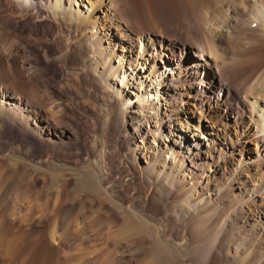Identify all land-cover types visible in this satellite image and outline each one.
Here are the masks:
<instances>
[{
	"label": "bare ground",
	"instance_id": "obj_1",
	"mask_svg": "<svg viewBox=\"0 0 264 264\" xmlns=\"http://www.w3.org/2000/svg\"><path fill=\"white\" fill-rule=\"evenodd\" d=\"M170 3L166 17L156 15L159 10L151 3L147 13L155 22L148 27L129 0H0V117L20 130L53 132L56 125L40 106L42 96L14 95L16 81L8 76H21L48 94L52 78L41 66L42 56L64 61L73 40H79L93 68L104 64L99 74L105 84V74L114 80L120 76L122 84L135 80L139 90L149 86L153 98L163 101L155 105L139 92L124 105L130 114V156L150 159L140 172L149 185L143 202L150 206L131 202L132 211L119 219L90 218L94 233L105 227L106 239L141 253L135 264H183V256L192 264H264V55L244 65L252 59L251 46L264 47V0ZM25 21L23 31L6 26ZM240 21L251 28L256 23L252 31L263 43L252 40L246 46L235 35ZM175 27L183 39L171 37ZM32 36L38 39L37 52L28 41ZM43 37L54 49L40 41ZM136 42L143 43L144 53L132 52ZM162 60L165 65L159 64ZM200 70L205 78L198 77ZM228 77L235 83L226 82ZM235 98L243 106L232 107ZM146 119L155 121L154 128L145 130ZM157 207L163 209L160 217ZM71 211V205L62 208L53 221L51 243L66 247L78 241L84 228L73 218L62 219Z\"/></svg>",
	"mask_w": 264,
	"mask_h": 264
},
{
	"label": "rangeland",
	"instance_id": "obj_2",
	"mask_svg": "<svg viewBox=\"0 0 264 264\" xmlns=\"http://www.w3.org/2000/svg\"><path fill=\"white\" fill-rule=\"evenodd\" d=\"M129 1L148 27L155 22L154 17L147 13L151 3L156 5L155 10H159L156 15L160 17L168 16L164 8L171 6V0ZM26 24L25 21L16 27L13 22H7L6 26L13 31H23L27 29ZM255 27L256 23H253L252 28ZM252 28L241 21L235 26V35L246 46L252 40L263 43ZM180 29L175 27V30H170L171 37L183 39ZM37 40L35 36L28 40L33 44L34 52L39 51L34 45ZM40 41L54 49L49 38L43 37ZM73 41L74 48L64 61L42 56L41 66L52 78L48 94L42 95L43 88L29 86L21 76H8L16 81L12 85L14 95L33 93L42 96L40 106L56 127L52 134L45 133V130L42 135L31 127L17 129L0 117V219L4 218L0 223V264H135V259L141 254L118 247L112 240L106 239L105 227L100 234L94 233L88 219L106 215L119 219L132 211L129 207L131 202L139 208L150 206L151 202H143L149 185L140 179L141 168L149 164L150 159L130 156V114L124 113V105L127 98L135 99L139 92L141 98H148L155 105L163 101L153 98L149 86H142L139 90L135 80L122 84L120 76L114 80L105 74V84L99 74V68L104 64L99 62L98 69L93 68L94 64L81 50L79 40ZM101 46L105 48L106 43L102 42ZM131 50L135 54L144 53L145 46L136 42ZM249 53L252 59L244 64L248 66L262 60L264 47L251 46ZM228 57L225 60L229 61ZM116 62L117 58H114L112 63ZM159 64L165 65V61ZM138 71H143V65ZM206 75L203 70L198 73V77L205 78ZM6 76L2 77L5 83ZM226 82L235 83L232 77H228ZM212 83H216V80L212 79ZM195 87L197 90L207 88L202 85ZM212 92L215 93L214 90ZM213 93L211 95L214 97ZM241 105L243 103L239 98L232 101V107L239 108ZM133 109L138 111V108ZM181 117L185 119L184 114ZM154 124L153 119H146L145 130L154 128ZM40 125H44V122ZM143 148L152 153V149ZM4 185L10 187L3 189ZM57 197V210L52 211L53 201ZM70 205L73 211L62 219L66 222L74 219L78 222L77 227L84 228V231L80 232L78 241L73 245L65 247L51 243L53 221L61 215L62 208ZM162 211L161 207H157L158 217ZM81 218L85 219L81 221ZM169 229L171 231L172 227L169 226ZM105 256L108 261L103 260ZM182 263L192 264L186 256L182 257Z\"/></svg>",
	"mask_w": 264,
	"mask_h": 264
}]
</instances>
